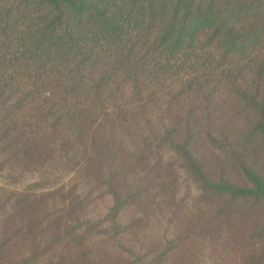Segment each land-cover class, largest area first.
I'll return each mask as SVG.
<instances>
[{"label": "trees", "instance_id": "1", "mask_svg": "<svg viewBox=\"0 0 264 264\" xmlns=\"http://www.w3.org/2000/svg\"><path fill=\"white\" fill-rule=\"evenodd\" d=\"M6 167L0 264H264V0H0Z\"/></svg>", "mask_w": 264, "mask_h": 264}, {"label": "rangeland", "instance_id": "2", "mask_svg": "<svg viewBox=\"0 0 264 264\" xmlns=\"http://www.w3.org/2000/svg\"><path fill=\"white\" fill-rule=\"evenodd\" d=\"M8 167L5 168V170L0 172V186H8V187H22L23 185L27 184L28 182L34 180L36 178L35 174L28 173L25 175V177L20 181L13 183L10 181V177L8 176ZM186 182L182 181L180 188H179V195H183L186 191ZM191 190L193 193L198 192L197 189L194 187L193 184H191ZM111 205V197L109 195H106L104 197H96L88 208V215L96 218L103 216L107 211L109 206ZM125 213L121 214V219L124 220Z\"/></svg>", "mask_w": 264, "mask_h": 264}]
</instances>
